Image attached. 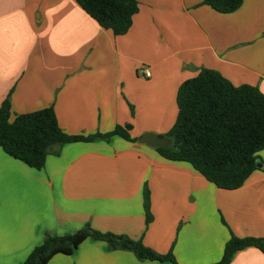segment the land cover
Wrapping results in <instances>:
<instances>
[{
	"label": "crops",
	"instance_id": "1",
	"mask_svg": "<svg viewBox=\"0 0 264 264\" xmlns=\"http://www.w3.org/2000/svg\"><path fill=\"white\" fill-rule=\"evenodd\" d=\"M136 1L132 27L115 36L75 0H0V106L8 96L13 115L53 106L70 135L131 124L139 140L173 128L179 87L203 69L264 94V0H244L230 14L203 0ZM258 157L262 167L243 187L224 190L191 164L117 136L55 147L42 170L0 148V264H24L46 234L87 224L173 251L179 264H215L232 235L264 238V151ZM48 264L172 263L88 239ZM230 264H264V253L247 248Z\"/></svg>",
	"mask_w": 264,
	"mask_h": 264
},
{
	"label": "trees",
	"instance_id": "2",
	"mask_svg": "<svg viewBox=\"0 0 264 264\" xmlns=\"http://www.w3.org/2000/svg\"><path fill=\"white\" fill-rule=\"evenodd\" d=\"M98 24L115 36L128 33L138 13L136 0H75ZM244 0H203V4L218 13L239 10ZM178 115L173 128L161 139L172 140L168 148L156 151L165 159L186 162L207 181L220 189L243 187L259 170L258 154L264 151V94L255 86H235L220 73L203 69L179 87ZM133 114V108H131ZM131 124L118 125L107 134L70 135L58 122L53 106L42 110L13 115L11 96L0 106V148L29 168L42 170L50 151L55 147L97 139L120 137L128 142ZM143 205L148 227L153 221L151 192L143 189ZM107 244L110 251H129L141 261L179 264L173 251L159 254L140 240L112 233H101L87 224L75 233L54 236L46 234L40 246L33 249L24 264H48L59 254L72 255L86 240ZM255 248L264 253V238H240L232 235L221 260L215 264H230L241 250Z\"/></svg>",
	"mask_w": 264,
	"mask_h": 264
},
{
	"label": "water",
	"instance_id": "3",
	"mask_svg": "<svg viewBox=\"0 0 264 264\" xmlns=\"http://www.w3.org/2000/svg\"><path fill=\"white\" fill-rule=\"evenodd\" d=\"M139 143L141 144H146L154 149L158 148H168L170 144H172L171 139H161L158 135L153 134V133H147L144 134L139 140ZM258 168L262 167V164L260 161L257 162Z\"/></svg>",
	"mask_w": 264,
	"mask_h": 264
},
{
	"label": "built area",
	"instance_id": "4",
	"mask_svg": "<svg viewBox=\"0 0 264 264\" xmlns=\"http://www.w3.org/2000/svg\"><path fill=\"white\" fill-rule=\"evenodd\" d=\"M145 76H146V77H150V76H151L150 71H146V72H145Z\"/></svg>",
	"mask_w": 264,
	"mask_h": 264
}]
</instances>
